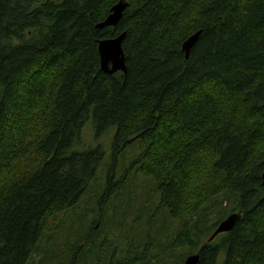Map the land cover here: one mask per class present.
<instances>
[{
  "label": "trees",
  "instance_id": "obj_1",
  "mask_svg": "<svg viewBox=\"0 0 264 264\" xmlns=\"http://www.w3.org/2000/svg\"><path fill=\"white\" fill-rule=\"evenodd\" d=\"M120 1L0 0V264L35 253L63 264L77 245L64 236L81 233L113 236L89 242L90 264H182L196 247L199 264H219L223 250L221 264H264V0H124L119 23L97 29ZM123 34L127 74L109 76L99 43ZM94 108L95 130L99 120L115 128L120 160L139 153L122 180L131 169L144 177L138 162L153 166L158 194L103 215L97 231L95 220L59 219L103 159L78 150ZM200 176L208 185H194ZM188 186L196 221L182 225ZM225 202L222 219L241 221L219 244L201 243L222 220L200 223ZM54 234L63 246L50 254L40 245Z\"/></svg>",
  "mask_w": 264,
  "mask_h": 264
},
{
  "label": "rangeland",
  "instance_id": "obj_2",
  "mask_svg": "<svg viewBox=\"0 0 264 264\" xmlns=\"http://www.w3.org/2000/svg\"><path fill=\"white\" fill-rule=\"evenodd\" d=\"M39 1L41 4H43L45 2L58 3V2H62L63 0H39ZM121 1H124V0H121ZM101 70L103 71V69ZM117 76L122 77L119 74ZM94 113H95V108L90 110L88 113V114H91L90 119L89 120L84 119L86 121L83 120L84 122L79 132L82 138V143L79 146L78 150H82L84 148L96 150L99 148L103 153V159L100 163L98 170H97V166L96 167L93 166L90 172L91 178L89 180L88 185L85 188L86 192L84 196L80 199L78 206L73 208L75 209V212L70 211L68 213L61 214L59 216V219L63 218L66 222H67V219H72L73 222H82V223H83V220L85 221L95 220V231H97L103 225V223L101 222L103 215L108 213L111 215L122 216L123 211H121V208L124 206H128L130 202L134 200L140 203L141 200L139 197H141L144 194V191H147V193H150L151 195H153L154 200H156V197L158 196V194L157 192L151 190V188H154L157 185V183L155 182V178H154L155 170L153 169V166L148 167L142 164L141 162H138L137 163L138 168L142 169L145 172L143 178L140 177L139 179H137L135 170L133 169H131V174H132L131 177L127 176L128 178L123 179V180L122 178L121 179L118 178V175L125 172L127 167H130L131 165H133L139 153H136V150H133L132 153H129L127 155V158L125 160H120L119 152L117 148L114 147V144H113L114 138H115V128L112 126V124L105 126L104 125L105 123H101V120H99L97 124L98 132L96 134L95 121L92 120ZM66 126L69 127L67 123H66ZM101 130H105V132L103 135L99 136V132ZM134 155L135 157L132 160H130V158ZM206 161L207 160H202L201 166L199 168H206L208 163L210 162L209 161L205 163ZM17 163H19L20 165L23 164V162L21 161H17ZM112 170H115L117 172L116 177L115 175L111 174L110 171ZM211 170L213 171V175H215L216 177L220 175V173L214 170L213 168H211ZM169 171L171 172L172 169H169ZM198 182H204L206 185H208L209 183V181L207 183V181L205 180V177L203 176H200L199 178L195 179L194 185H196ZM123 186L125 189L120 191V189ZM193 186H188V188H190L191 190ZM190 190L187 191L188 199L186 201V206L183 209V212L185 214L181 222L182 225H185L187 223L194 221V219H191L193 215L190 214V208L187 206V203H189L191 200H197V197H195L194 195L195 194L194 191L196 190V187H193L192 194ZM119 191L120 193L118 195L117 193ZM112 201L114 203H111ZM112 204H116L115 206L119 210L118 212H115L114 210L115 206L113 208H109ZM224 207H228V203L225 202L223 207H220V206L216 207L218 208L217 210L216 208H214L208 214V216H205L206 218L204 219V221L200 223V226L209 227L213 223H217L218 221L220 222L222 220L219 224L217 223L218 225L214 229L213 232H209L208 234L204 235L201 238V241H200L201 243H205L206 241L208 242L211 235L215 233L219 225L224 221L222 219V216L226 209ZM98 210H101L103 214L101 212L98 213ZM212 212L213 214H211ZM98 218H100V220L97 222L96 220H98ZM98 223H100V225ZM69 224L70 223H68V225ZM83 224L86 226V223H83ZM128 229L129 231L131 230V224L128 225ZM232 232L219 234L217 236V239L213 242V244L217 245L221 242V238H222L221 235H227ZM117 234L118 233H115V236H117ZM120 234L122 236L124 235L123 238H120V241H125L127 238L128 232H120ZM47 236H50V235L47 234ZM62 237L58 234H54V238L49 241L44 240V243L40 245V248L41 249L45 248V246L48 245L50 248V254L54 251H58L63 246ZM72 237H74L73 242L77 244L75 255H69L70 256L69 258L67 257L63 261H58V263L90 264L92 263V259H97L99 257L98 256L99 253L97 252V245L95 246V252H93V254L90 255V258H88L86 254H83V251L89 247L90 241H92L94 244L99 243L101 240H104V241L109 240L113 242V236H111L109 233L100 234L99 237H95V238L92 234L86 235L84 233H81L78 235L79 239H77L76 235H72V234L68 236H64V238H67V239L72 238ZM52 245H55V246L52 247ZM142 247H143L142 241L135 238L133 241L132 249H142ZM61 252H64V249L61 250ZM193 252L194 253L199 252L198 247L193 248ZM226 254H227V250H223L220 256L219 264H221V262L224 260V257ZM46 261H47V258H45L44 255H41V253H35L32 255V257L30 258L27 264H41Z\"/></svg>",
  "mask_w": 264,
  "mask_h": 264
},
{
  "label": "water",
  "instance_id": "obj_3",
  "mask_svg": "<svg viewBox=\"0 0 264 264\" xmlns=\"http://www.w3.org/2000/svg\"><path fill=\"white\" fill-rule=\"evenodd\" d=\"M127 7V4H125L123 1H120L117 5L113 7V9L111 10V14L107 17V19L97 25V29H104L105 27L116 26L123 17L124 10ZM124 37L125 34L117 38L100 41L98 50L101 60V69H103L104 72L114 74L120 70L126 71L125 57L122 48ZM241 219L242 215L240 213H234L227 217L219 225L215 233L211 235L209 242L214 241L219 234L234 231L236 225L240 222ZM200 258L201 257L199 253L190 255L186 259L184 264H199Z\"/></svg>",
  "mask_w": 264,
  "mask_h": 264
},
{
  "label": "bare ground",
  "instance_id": "obj_4",
  "mask_svg": "<svg viewBox=\"0 0 264 264\" xmlns=\"http://www.w3.org/2000/svg\"><path fill=\"white\" fill-rule=\"evenodd\" d=\"M240 221H241V220H240ZM237 225H238V224H237ZM237 225H236V226H237ZM235 228H236V227H235Z\"/></svg>",
  "mask_w": 264,
  "mask_h": 264
}]
</instances>
